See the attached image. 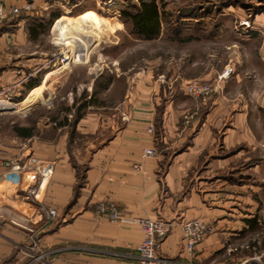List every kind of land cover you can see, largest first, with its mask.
Returning <instances> with one entry per match:
<instances>
[{
    "label": "crops",
    "instance_id": "obj_1",
    "mask_svg": "<svg viewBox=\"0 0 264 264\" xmlns=\"http://www.w3.org/2000/svg\"><path fill=\"white\" fill-rule=\"evenodd\" d=\"M1 1L7 10L27 8L15 30L0 32V106L8 102L4 97L20 105L30 91L19 98L25 85L38 76L41 83L53 69L45 57L44 64L33 61L40 58L34 52L21 61L8 49L19 44L20 34L28 37L24 26L35 23L34 12L59 9L63 15L80 0ZM233 7L175 22L171 37L200 47L181 53L167 81L144 70L127 76L126 87H111L121 75L114 71L105 86L94 87L98 72L92 89L86 87L92 102L78 119L73 113L84 87L70 89L62 117L49 115V105L32 120L40 102L22 107L27 121H12L11 141L0 149L1 264H27L31 250L47 253L33 264H137L141 226L96 215L94 206L103 199L128 215L168 220L163 254L195 264H263L253 235L264 227V212L253 191L264 186L255 175L264 168V11L246 21ZM228 8L237 12L229 32ZM192 77L215 85L208 99L186 92ZM187 111L194 112L188 124ZM17 124L29 132L17 131ZM149 147L157 149L154 155L144 154ZM4 160L23 167L16 171ZM49 208L57 211L53 220ZM191 218L214 226L193 253L182 225Z\"/></svg>",
    "mask_w": 264,
    "mask_h": 264
},
{
    "label": "rangeland",
    "instance_id": "obj_2",
    "mask_svg": "<svg viewBox=\"0 0 264 264\" xmlns=\"http://www.w3.org/2000/svg\"><path fill=\"white\" fill-rule=\"evenodd\" d=\"M109 1L80 0L73 12H64L60 18H56L50 25L45 21V29L41 28L36 38L31 35L30 24L26 23L24 30L27 32L28 37L20 34L18 38L20 40L19 44H16V46L11 45L8 49L9 52L12 50L14 53H19L21 61H25V55L34 52L40 58L33 61H40L42 64V58L45 57L46 64L55 70L47 80L48 89L43 93L42 97L36 99V102H40V104L32 110L30 115L32 120L49 111V105L51 106V110L48 112L49 115L62 117L68 105L67 99L71 96L70 89L72 87H84V95L89 96L90 91L88 92L86 87H92L93 79H95V75L98 72L101 73L99 85L95 83L94 87H103V83L108 81V76H110V79L112 78L111 74L114 71L121 73V75L119 77L116 75L111 87H126L127 76H130V78L134 77L139 71L143 72L144 70L151 73L153 80L163 79L167 81V77L171 76L173 68L179 66L177 64L181 61L178 59L181 53L189 45L200 47L195 44L196 41L188 44L187 41H179V39L171 37L175 22L181 20L184 10L186 13L183 16L190 15L195 17L199 14L198 16L201 17L203 15H213V10L215 9L218 10L224 6L233 5L234 7L231 9H235L238 6L242 11L238 12V15H243L246 21L250 20L257 12L264 11V0H158L162 7L166 6L169 10L168 18L170 21L167 26V33L159 38H145L133 34L128 23H125L120 15L114 14L112 8L108 9ZM114 1L116 8L119 7L121 9L129 5H138V0ZM25 9L27 8L7 10L4 5L5 16L0 22V28L3 24H7L14 26L13 30H15L18 25L13 24V17L18 15L22 18L26 12ZM86 9L90 10L83 11ZM92 9L99 11V14L92 11ZM227 11L223 18L228 20L227 30L229 32L234 30L237 12L235 13L234 10L230 9ZM238 20H241L240 16ZM83 25L92 28L96 26L100 35L99 38L93 41L92 35L81 33V26ZM87 42L90 43L89 48L86 47ZM90 70L93 72H89ZM191 79L200 78L192 77L186 79L185 84ZM4 98L8 102L5 101L3 106H0V110L3 111L0 114V143L1 145H8L11 141L10 129L12 121H27V116L22 114L27 109L20 107L16 101L9 102V97ZM97 98L103 100L102 94L98 95ZM45 102L47 104H44ZM193 116L194 112L187 111L183 116L184 122L186 117L189 118L190 122ZM259 148L262 150V147ZM259 154L262 155L263 151H259ZM255 175L264 182V168L257 171ZM256 189L258 192H253L259 196V205L261 211L264 212V186ZM248 194L250 193L248 192ZM253 236L260 241L256 245L255 256L264 264V248L262 247L264 227L262 226ZM184 262L190 261L185 260Z\"/></svg>",
    "mask_w": 264,
    "mask_h": 264
},
{
    "label": "built area",
    "instance_id": "obj_3",
    "mask_svg": "<svg viewBox=\"0 0 264 264\" xmlns=\"http://www.w3.org/2000/svg\"><path fill=\"white\" fill-rule=\"evenodd\" d=\"M114 10V14L121 15V8L115 6V1H109L108 9ZM5 16L4 4L0 0V22ZM66 58V56H64ZM215 90V85L210 82H205L200 79H191L186 83V92L190 95L202 97L207 99ZM186 117L185 123L189 122ZM152 130V127H151ZM1 149V143H0ZM157 149L149 147L145 150V155H154ZM11 165L16 171L22 169L23 165L18 162L2 161ZM134 167L139 169L141 164L135 163ZM47 214L51 220L57 217V211L54 208L46 209ZM94 212L98 216H103L115 221H123L127 223L139 224L143 230V240L138 247V261L137 264H195L193 262H184L175 257L163 254L161 252L162 237L170 230L171 223L161 217H149L143 215H128L126 211L115 201L111 199H103L98 201L94 206ZM183 237L187 250L193 253L197 245L204 239V237L213 230V224L201 218H191L184 220L183 223ZM30 258L27 264H33L37 261L44 260L47 256L43 251H30ZM1 264V263H0Z\"/></svg>",
    "mask_w": 264,
    "mask_h": 264
},
{
    "label": "trees",
    "instance_id": "obj_4",
    "mask_svg": "<svg viewBox=\"0 0 264 264\" xmlns=\"http://www.w3.org/2000/svg\"><path fill=\"white\" fill-rule=\"evenodd\" d=\"M73 2H76V0H71L70 4H72ZM184 13H186L185 10L182 12V16L184 15ZM61 14L62 11L59 9H52L49 12L44 11L42 13L34 12V14L30 16V18H32V20L35 22L34 24H32V26H29L31 35L36 38V36H38L40 32V29H45L46 27V25H44V21H46V23L50 25ZM168 14L169 12L164 13V11H162V5L158 0H138V5H129L121 9V18L125 23H128L131 32L145 38L157 37L160 34L164 22L170 21L168 18ZM198 15L199 14H197V16ZM13 18L14 20L12 22L15 25L17 24L20 17L16 15ZM13 29L14 26L3 24L0 28V32ZM40 81V76L29 81L22 90L19 98H23L26 92L39 85ZM92 95L88 96L83 94V97L81 98L75 109L73 119H78L82 116L84 109L92 102ZM15 129L24 134H27L29 132L28 126H19L17 124V126H15Z\"/></svg>",
    "mask_w": 264,
    "mask_h": 264
},
{
    "label": "bare ground",
    "instance_id": "obj_5",
    "mask_svg": "<svg viewBox=\"0 0 264 264\" xmlns=\"http://www.w3.org/2000/svg\"><path fill=\"white\" fill-rule=\"evenodd\" d=\"M81 33H83V34L86 33L89 36L92 35L93 36V38H92L93 41H95L96 39H98L99 36H100L98 30L96 29V26L92 28V27H88L86 25H83V26H81ZM80 36H81V34H80ZM89 41H90V39H89ZM89 45H90V43L87 42L86 43V47L89 48ZM54 71L55 70H53L51 72H48L47 75H46V77L44 78V80L39 85H37V86L33 87L32 89H30V91L27 93L26 97L23 98V101L20 103V107L28 106L29 104H31L34 101H36V99L42 97L45 89L48 87V81L47 80H48V78L51 76V74Z\"/></svg>",
    "mask_w": 264,
    "mask_h": 264
}]
</instances>
